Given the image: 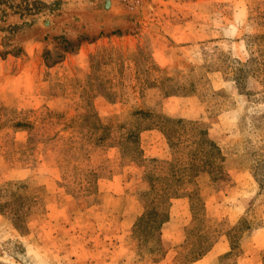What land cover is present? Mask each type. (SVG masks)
Listing matches in <instances>:
<instances>
[{
  "label": "rangeland",
  "instance_id": "1",
  "mask_svg": "<svg viewBox=\"0 0 264 264\" xmlns=\"http://www.w3.org/2000/svg\"><path fill=\"white\" fill-rule=\"evenodd\" d=\"M262 33L264 0H0V264H264V70L236 80ZM169 117L229 176L160 226L143 193L179 189L167 162L191 150Z\"/></svg>",
  "mask_w": 264,
  "mask_h": 264
},
{
  "label": "trees",
  "instance_id": "2",
  "mask_svg": "<svg viewBox=\"0 0 264 264\" xmlns=\"http://www.w3.org/2000/svg\"><path fill=\"white\" fill-rule=\"evenodd\" d=\"M257 38L258 40L263 41L259 51L262 49L264 50V33L258 34ZM251 64L253 67H255V70L252 73L250 72V69H252V67H250ZM262 70H264L262 62H260L258 57L253 55L250 61L241 64L236 80L240 86L244 87L246 85V78H248V76H258V72L255 71H259L261 73ZM248 94H251V92ZM168 119L170 122H172L171 124L173 126L169 125L166 133L173 148H179L181 145H184L187 142L191 150L185 154L180 152L181 150L176 151L175 149L176 152L174 160L167 162V165L172 172L170 177L172 180L167 184L177 185L179 189L163 194H154V192L143 193L147 207L152 208V205H154L152 208L153 213L150 211L149 216L154 214L155 217H158L156 221H158L160 226L169 219L170 201L173 197L179 196V190L187 191L193 187L196 188L195 190L192 189V192L186 195L191 201V208L195 214L196 207L197 209H200L201 206L204 208V201L197 188L199 179L201 177H210L214 182H220L222 180H227L229 176L225 166L223 165L225 160L223 151L215 141L209 138L205 130L198 128L199 126L197 122L187 121L183 118L177 119L169 117ZM155 161L157 162V160ZM262 165H264V152L259 154V156H257V158H255L252 162L254 178H256L260 184L262 183L261 178L259 177V172H264V166ZM147 220H149V218H147ZM243 222H241V224H237L231 229L233 230L230 236L231 251L226 254V257L233 255L234 252L239 248L241 233L244 229L243 227L245 226V230L255 227L247 220H245L244 223ZM210 247L211 246L206 248L204 252L209 250Z\"/></svg>",
  "mask_w": 264,
  "mask_h": 264
}]
</instances>
